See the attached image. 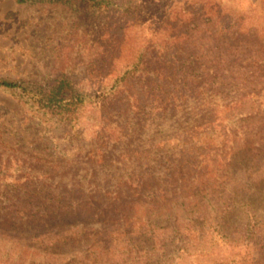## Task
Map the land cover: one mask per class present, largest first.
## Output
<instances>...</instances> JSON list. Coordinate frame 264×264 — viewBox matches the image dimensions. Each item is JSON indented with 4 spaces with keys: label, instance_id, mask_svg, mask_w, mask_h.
I'll list each match as a JSON object with an SVG mask.
<instances>
[{
    "label": "trees",
    "instance_id": "1",
    "mask_svg": "<svg viewBox=\"0 0 264 264\" xmlns=\"http://www.w3.org/2000/svg\"><path fill=\"white\" fill-rule=\"evenodd\" d=\"M16 2L68 9L80 39L69 50L77 56L91 43L95 74L122 29L116 14L130 8ZM175 27L167 46L147 39L96 86L76 83L68 66L40 81L0 77V90L25 105L61 155L0 138V264H175L221 242L243 249L237 264H254L245 249L264 258V49L211 16Z\"/></svg>",
    "mask_w": 264,
    "mask_h": 264
},
{
    "label": "rangeland",
    "instance_id": "2",
    "mask_svg": "<svg viewBox=\"0 0 264 264\" xmlns=\"http://www.w3.org/2000/svg\"><path fill=\"white\" fill-rule=\"evenodd\" d=\"M129 5V14L120 12L122 29L112 42L108 63L95 74L94 54L89 46L75 56L69 49L78 43L75 19L68 9L54 4H19L0 0V77L40 81L68 66L79 85L96 86L122 72L137 58L147 39L167 46L175 33L174 25L194 15L211 16L219 29L234 36L251 38L264 49V0H118ZM176 23L174 24V22ZM91 49V50H90ZM248 106L224 108L220 118L228 120ZM97 113H93V116ZM86 112L82 122L87 133L95 120ZM28 109L13 94L0 90V138L24 151L58 160L61 155L45 142L40 129L31 123ZM242 248L223 242L208 253H190L175 259V264H237ZM244 261L264 264L256 249H245ZM242 260V261H243ZM231 261V262H227Z\"/></svg>",
    "mask_w": 264,
    "mask_h": 264
}]
</instances>
